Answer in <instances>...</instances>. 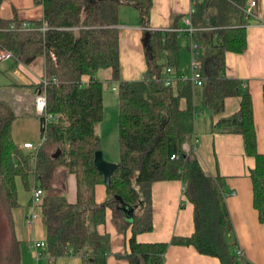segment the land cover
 I'll return each mask as SVG.
<instances>
[{
  "label": "trees",
  "instance_id": "1",
  "mask_svg": "<svg viewBox=\"0 0 264 264\" xmlns=\"http://www.w3.org/2000/svg\"><path fill=\"white\" fill-rule=\"evenodd\" d=\"M4 1L0 0V10ZM248 1L194 0L191 22L202 53L201 86L182 79L181 33L176 31L181 28L182 16L173 17L167 28H149L153 0H35L43 6L44 18L31 22L28 29L21 28L24 21L0 15V51H10L13 61L24 65L39 56L45 58L46 86H13L32 89L34 97L45 89L47 112L54 116L46 129L41 128L47 140L39 151L25 152L12 134L16 109L11 101L0 98V264H22V243L14 219L19 206L18 180L30 190L33 178L35 186L49 193L70 174L77 178V201L70 203L65 195L47 194L41 205L47 243L41 253L50 264L70 254L79 255L82 264H107L111 255L130 264H164L170 245L193 246L203 255L218 258L221 264H254L237 254L235 235L230 240L233 223L222 180L203 170L195 151L183 149L185 142L191 144L198 136V112L208 111L210 117L223 113L225 100L238 97L239 110L209 130L243 137L246 154L255 158V167L250 170L252 200L258 220L264 224V153L258 151L252 94L244 81L225 73L227 52L241 54L248 47ZM122 5L139 10L148 35V67L140 80L121 78ZM168 68L176 78L170 86L165 85ZM100 69H111V79L118 84L121 157L109 184L95 165L96 154L102 150L96 126L105 115L104 84L96 77ZM86 76L88 82L83 80ZM36 116L43 123L44 116ZM58 151L59 157L54 158ZM173 154L179 158L172 159ZM168 180L184 183V195L194 206V233L170 242H139L138 234L154 228L153 183ZM99 185L105 186L108 195L100 204L96 198ZM120 200L135 208L130 223L117 208ZM108 209L124 234L131 230L123 252H113L111 234L100 231Z\"/></svg>",
  "mask_w": 264,
  "mask_h": 264
},
{
  "label": "crops",
  "instance_id": "2",
  "mask_svg": "<svg viewBox=\"0 0 264 264\" xmlns=\"http://www.w3.org/2000/svg\"><path fill=\"white\" fill-rule=\"evenodd\" d=\"M256 2L255 11L248 18L247 50L241 54L227 52L225 73L228 77L244 81L252 94L258 151L264 153V0H256ZM193 11L194 0H153L149 28H167L174 22L173 17L182 16L179 26L185 31L181 34L190 35L196 42L195 34L186 32L189 26L187 20L191 19ZM0 15L8 20L16 17L21 21L33 23L43 20L44 8L42 5H38L35 0H5L1 6ZM119 33L121 78L122 80H140L148 67L147 54L150 52L145 48L148 35L141 24L140 12L137 8L130 5L120 7ZM0 62H11L10 71L15 76V80H11L8 84H0V98L11 101L18 115L13 123V138L21 148L26 142L36 144L41 135V120L35 114L34 104L28 105L27 103L30 96L34 97V93L30 88L17 89L13 85L28 86L40 83L45 76V58L39 56L29 65L15 63L13 59ZM102 71L104 69H100L96 74L100 80ZM104 72L111 79V69H105ZM83 80L88 82L89 76ZM25 96H27L26 103L17 105V102L24 99ZM103 96L105 105L104 92ZM183 106H186L185 102ZM239 108V98L228 97L225 100L223 113L210 117L208 111L198 112L196 129L199 136V148L196 153L203 170L209 175L219 176L222 180L225 202L232 219L238 248L242 249L243 256L252 263L264 264V224L259 222L258 213L253 207V188L250 178V170L255 167V158L246 154L241 135L213 133L209 130L212 124L217 123L223 117L236 113ZM22 114L28 116H21ZM97 127L98 124L96 130ZM23 150L30 152L29 149L23 148ZM60 180L55 189L49 193L46 192L45 195H65L70 203H75L77 201L76 175L70 174ZM34 185L35 180L32 178L31 189L26 190L22 182L18 180L19 206L14 210L17 236L21 243L28 242L31 246L35 240H46V228L44 227L41 233L37 231L40 220L37 221V219L32 226L27 224ZM184 189L182 180L153 183L154 228L150 232L138 234L139 242H170L174 237H190L194 233V206L184 195ZM96 198L99 204L108 199L104 185L97 186ZM121 207L122 203L118 201L117 208L122 213ZM100 231L111 234L113 252H123L126 249L131 230H128L127 234L121 231L120 222H117L111 209H108L106 223L101 226ZM33 249L32 247V256ZM24 255L25 252L22 249V264H25ZM50 262L46 257L43 259L44 264H50ZM55 263L82 264V260L79 255L70 254L56 258ZM107 264L130 263L124 258L111 255L108 257ZM164 264L221 263L216 257L199 253L193 246L170 245L165 254Z\"/></svg>",
  "mask_w": 264,
  "mask_h": 264
},
{
  "label": "built area",
  "instance_id": "3",
  "mask_svg": "<svg viewBox=\"0 0 264 264\" xmlns=\"http://www.w3.org/2000/svg\"><path fill=\"white\" fill-rule=\"evenodd\" d=\"M257 5L256 0H249L246 12L250 16L255 11V7ZM188 28L186 29V32L190 34H196V28L192 25L191 19L187 20ZM13 28H15V25H12ZM32 27V23L29 21H24L21 25L22 29H28ZM45 28H43L44 30ZM178 33H183L185 30L182 28L176 29ZM192 49V65H191V74H187L185 71L182 75V79L184 80H190L192 83L196 86H201L203 82V77L201 75V59L199 57L198 52V44L194 42ZM51 56L53 59H56V55L54 52H51ZM13 59L12 53L10 51H0V61L2 60H9ZM172 70L170 68L167 69V77L165 79V85L170 86L175 83L176 78L171 75ZM40 83H43L44 86L47 85V79L44 77L41 79ZM114 91H118V88L113 87ZM47 95L45 89L39 90L35 95V101H34V107H35V113L39 116H44V121L41 123V128L46 129L48 123L52 121L54 116L47 112ZM47 140L46 133L40 135V139L38 143H32V142H26L23 145V148L29 149L31 152L37 153L39 151L40 146ZM199 148V136L195 135L192 139L191 144L189 142H185L183 144V149L186 152H189L191 150L197 152ZM179 156L177 154L172 155V159H177ZM45 195V191L43 188L39 186H35L32 191V204H31V211L27 215V224L29 226L34 225L35 221L41 216V205L43 203V198ZM32 247L36 250V264H44L43 259L47 256L43 255L41 251L46 250L47 243L46 240L44 241H33ZM237 254L243 255V251L240 248L236 249Z\"/></svg>",
  "mask_w": 264,
  "mask_h": 264
},
{
  "label": "rangeland",
  "instance_id": "4",
  "mask_svg": "<svg viewBox=\"0 0 264 264\" xmlns=\"http://www.w3.org/2000/svg\"><path fill=\"white\" fill-rule=\"evenodd\" d=\"M179 45H180V61H181V68L187 74H191V65H192V51L191 48L194 45V40L190 35L187 34H180L179 38ZM199 57L201 58V51H199ZM10 63L11 62H0V84H8L11 80H15V76L13 75L12 71H10ZM105 71V69H104ZM102 71L100 78L104 84V94L106 96L105 99V115L104 119L101 123L98 124L97 130L101 138L102 142V153L104 159L109 163L118 164L120 162V145H119V99L117 91L113 90V87L118 88L117 82L112 81L108 75H106ZM27 96L24 97L21 101L17 102V105H23L27 101ZM35 97H29L27 103L28 105L34 104ZM39 227L37 231L41 233V231L45 227V222L43 221V217L40 216L37 221H39ZM231 237L235 235V231L230 232ZM231 242L233 238H230ZM38 241V240H37ZM42 241V240H40ZM31 248L32 246L28 244V242L22 243V249H24L25 255L24 260L25 264H36V250H32L31 255Z\"/></svg>",
  "mask_w": 264,
  "mask_h": 264
},
{
  "label": "water",
  "instance_id": "5",
  "mask_svg": "<svg viewBox=\"0 0 264 264\" xmlns=\"http://www.w3.org/2000/svg\"><path fill=\"white\" fill-rule=\"evenodd\" d=\"M59 155H60V151H58V153L54 155V158L59 157ZM95 165L98 169H100L104 173L105 182L106 184H109L111 175L114 172V170L118 167V164L107 162L104 159L102 151H100L96 154ZM121 203H122L121 211L124 215L125 221L128 223L132 222L135 208L131 207L130 205L125 204L122 201Z\"/></svg>",
  "mask_w": 264,
  "mask_h": 264
}]
</instances>
